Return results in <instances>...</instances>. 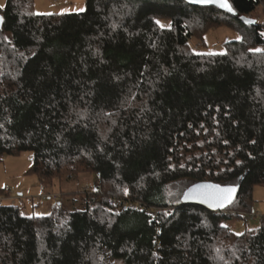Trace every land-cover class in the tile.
Masks as SVG:
<instances>
[{"label": "trees", "instance_id": "trees-1", "mask_svg": "<svg viewBox=\"0 0 264 264\" xmlns=\"http://www.w3.org/2000/svg\"><path fill=\"white\" fill-rule=\"evenodd\" d=\"M226 1L232 14L86 0L81 13L37 15L33 0L5 1L0 162L29 153L40 184L94 174L100 191L67 194L45 216L1 202L0 264H264V222L224 225L247 220L264 187V26L240 20L264 0ZM220 28L240 39L222 53L190 45ZM197 183L236 187L234 199L221 212L183 204Z\"/></svg>", "mask_w": 264, "mask_h": 264}, {"label": "rangeland", "instance_id": "rangeland-1", "mask_svg": "<svg viewBox=\"0 0 264 264\" xmlns=\"http://www.w3.org/2000/svg\"><path fill=\"white\" fill-rule=\"evenodd\" d=\"M5 1L0 0V8L4 7ZM85 2L86 0H33V10L37 15L81 13L85 10ZM80 9L84 10L80 11ZM248 17L250 20H256L264 26V5L258 6ZM262 33L264 35V27ZM237 37L240 36L236 32L220 28L208 31L203 43L192 40L190 45L196 51L222 53L223 44L226 41L239 40ZM258 49L264 51V46L258 47ZM30 165L31 157L29 153L6 156L2 159L0 162V190L5 191V195H0L2 204L17 205L24 214L45 216L57 203H65L67 194H74L73 197L79 199L81 198L80 194L87 192V188L91 191L97 190L95 189L97 177L94 174L80 175L77 180L71 182L59 183L54 181L50 186H44L38 182L36 177L26 174ZM42 196L49 199L42 200ZM252 197L254 200L253 214L264 217V187L255 186L252 190ZM27 199H32V203H29ZM224 225L229 227L235 234H241L246 230L257 228L259 220L232 219L226 221Z\"/></svg>", "mask_w": 264, "mask_h": 264}, {"label": "water", "instance_id": "water-1", "mask_svg": "<svg viewBox=\"0 0 264 264\" xmlns=\"http://www.w3.org/2000/svg\"><path fill=\"white\" fill-rule=\"evenodd\" d=\"M227 2V1H226ZM228 3V2H227ZM199 5H212L215 6L221 10H224L230 14L233 13V11H228L226 8H222L218 5V3H208V4H200ZM229 4V3H228ZM240 20L246 24H255L256 21L248 19L246 16L240 18ZM219 185L211 184V183H197L195 185L190 186L182 195L181 202L183 204H194L201 206L209 211L213 212H221L223 211L227 206H229L235 196L236 193V187L233 186H219L220 188H234L235 192L231 193V202L224 203L223 207L216 206L218 198L221 196L220 193L217 191V187ZM195 189V191H190Z\"/></svg>", "mask_w": 264, "mask_h": 264}, {"label": "snow or ice", "instance_id": "snow-or-ice-1", "mask_svg": "<svg viewBox=\"0 0 264 264\" xmlns=\"http://www.w3.org/2000/svg\"><path fill=\"white\" fill-rule=\"evenodd\" d=\"M190 2L194 3H200V4H208V3H218V5L222 8H226L228 11H232L231 6L226 2V0H190ZM84 9H80V11H83ZM157 24L160 25L161 28L165 27L163 24H160V21H156ZM170 27V25H169ZM237 39H240V37H237ZM256 52L262 51L261 49H254ZM217 187L218 193L221 194V196L218 198L216 206L223 207L224 203H230L231 202V193L235 192L234 188H220L219 186ZM190 191H195V189L190 190Z\"/></svg>", "mask_w": 264, "mask_h": 264}, {"label": "built area", "instance_id": "built-area-1", "mask_svg": "<svg viewBox=\"0 0 264 264\" xmlns=\"http://www.w3.org/2000/svg\"><path fill=\"white\" fill-rule=\"evenodd\" d=\"M99 185H100V183H99V184L97 183V187H95V189H97V190H93V192H94V191H96V192H99V191H100V190H99V187H98ZM86 191H87V192H91V190L88 189V188H87ZM41 198L44 200V199H45V196H42ZM54 199H55V198H54ZM27 201L29 202V199H27ZM108 203H109L110 206L115 207L116 209L141 210V209L144 208V207H143L142 205H140V204H135V203H133V202H127V201L122 200V199L117 198V197H113V199H110ZM0 204H1V202H0ZM145 212H146L147 214L149 213V214H152V215H155V214L157 213L156 210H153V211H151V210H146ZM230 215H234V214H233V213H230ZM248 219L259 220V223L264 222V217H263V216H256V215H254L253 213L250 214V215L248 216Z\"/></svg>", "mask_w": 264, "mask_h": 264}, {"label": "crops", "instance_id": "crops-1", "mask_svg": "<svg viewBox=\"0 0 264 264\" xmlns=\"http://www.w3.org/2000/svg\"><path fill=\"white\" fill-rule=\"evenodd\" d=\"M255 215V214H254Z\"/></svg>", "mask_w": 264, "mask_h": 264}]
</instances>
